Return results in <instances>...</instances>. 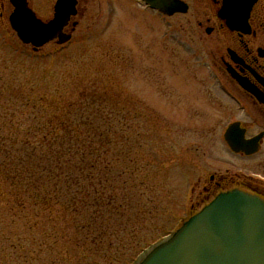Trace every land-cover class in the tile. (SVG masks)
<instances>
[{
    "label": "rangeland",
    "instance_id": "374dc122",
    "mask_svg": "<svg viewBox=\"0 0 264 264\" xmlns=\"http://www.w3.org/2000/svg\"><path fill=\"white\" fill-rule=\"evenodd\" d=\"M55 1L28 3L47 20ZM77 9L71 40L35 52L17 39L12 6L0 0V117L14 114L15 126L29 127L54 112L7 104L1 96L14 89L44 96L58 112L86 99L89 106L74 111L90 119L83 129L93 138L82 141L96 145L97 128L107 132L93 158L102 169L94 171L102 177V226L92 207L51 214L1 204L0 264H133L195 212L191 204L199 211L218 194H201L211 175L248 172L223 138L243 114L192 12L164 16L139 0H79Z\"/></svg>",
    "mask_w": 264,
    "mask_h": 264
},
{
    "label": "trees",
    "instance_id": "16d2710c",
    "mask_svg": "<svg viewBox=\"0 0 264 264\" xmlns=\"http://www.w3.org/2000/svg\"><path fill=\"white\" fill-rule=\"evenodd\" d=\"M1 98L7 104L30 107L33 112L39 106L54 112L45 125L35 120L36 124L29 127L15 126L14 114L0 117V205H10L20 212L29 205L51 214L54 207L65 214L92 207V220H99L102 226V189L98 190L102 177L94 173L102 169L93 158L102 154L107 132L97 128L94 134L102 140L96 145L82 141L83 127L90 119L74 118V111L75 107H88L86 99L68 101L67 111L58 112L51 107V100L20 88ZM4 106L0 103V109H5ZM85 138L93 137L85 134Z\"/></svg>",
    "mask_w": 264,
    "mask_h": 264
},
{
    "label": "water",
    "instance_id": "95a60500",
    "mask_svg": "<svg viewBox=\"0 0 264 264\" xmlns=\"http://www.w3.org/2000/svg\"><path fill=\"white\" fill-rule=\"evenodd\" d=\"M141 1L167 16L188 10L181 0ZM9 2L13 10L8 21L23 45L36 51L51 41L64 44L71 39L64 28L77 14V0H56L47 21L36 16L28 0ZM76 25L74 21L72 30ZM224 139L235 152L257 150V143L244 138L239 122L228 126ZM134 264H264V200L238 189L221 192Z\"/></svg>",
    "mask_w": 264,
    "mask_h": 264
},
{
    "label": "flooded vegetation",
    "instance_id": "af4514ba",
    "mask_svg": "<svg viewBox=\"0 0 264 264\" xmlns=\"http://www.w3.org/2000/svg\"><path fill=\"white\" fill-rule=\"evenodd\" d=\"M182 1L188 5L184 14L192 12L204 33L221 83L243 114L231 123L239 122L244 138L258 147L251 153H236L228 147L249 163L248 172L217 178L211 175L201 194L240 189L264 199V0ZM254 161L258 172L251 168ZM190 208L197 211L195 204Z\"/></svg>",
    "mask_w": 264,
    "mask_h": 264
}]
</instances>
